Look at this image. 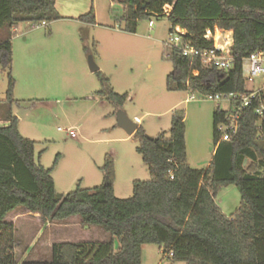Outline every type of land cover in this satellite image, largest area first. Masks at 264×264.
I'll list each match as a JSON object with an SVG mask.
<instances>
[{"label":"trees","instance_id":"obj_1","mask_svg":"<svg viewBox=\"0 0 264 264\" xmlns=\"http://www.w3.org/2000/svg\"><path fill=\"white\" fill-rule=\"evenodd\" d=\"M124 7L126 31L152 16L167 17L186 32L184 42L210 49L204 39L208 30L231 31V55L235 67L228 72L205 67L198 58L183 56L170 46L173 71L167 89L190 91L201 96L245 93L243 62L264 52V0H118ZM168 8V12H165ZM62 19L56 0H0V30L20 23H52ZM95 25L93 9L79 17ZM11 36L0 42V69L8 72L6 102L10 106L0 123V264H143V247L156 245L173 262L188 264H264V129L254 109L245 110L238 132L220 141L217 128L231 113L220 108L214 113V146L207 169L187 163L184 113L172 116L170 136L152 138L140 127L137 152L148 167L151 179L135 181L133 196L118 199L114 193L115 164L107 156L102 167L109 185L77 189L59 195L52 176L36 158V142L25 139L13 112L19 102L13 97ZM195 73L197 75H195ZM100 74V73H99ZM101 98L121 108L129 95L115 93L108 79L100 76ZM248 163V165H246ZM235 185L242 196L241 207L224 214L215 197L222 187ZM40 214L47 221L63 222L80 217L85 227H98L111 235L109 242L55 243L48 262L19 263L16 260L15 226L8 216L18 209ZM119 242L116 249L115 240ZM172 253V256L169 254Z\"/></svg>","mask_w":264,"mask_h":264},{"label":"rangeland","instance_id":"obj_2","mask_svg":"<svg viewBox=\"0 0 264 264\" xmlns=\"http://www.w3.org/2000/svg\"><path fill=\"white\" fill-rule=\"evenodd\" d=\"M56 9L62 19L44 23L39 29L35 27L41 23L26 22L16 26L12 33L9 29L0 30V42L11 36L13 97L19 102L13 112L19 116V131L25 139L36 142L40 164L54 168L57 193L64 195L77 189L109 185L105 184L102 172L107 156L114 160V193L118 199L133 196L135 181L151 179L137 152L139 137L129 136L118 126L119 111L131 121L140 119L139 126L152 138L164 132L169 137L173 114L183 112L187 163L193 169H207L215 150L214 113L219 108L229 111L232 102L167 89V78L173 71L169 19L152 16L139 21L136 31L129 33L123 20L124 7L118 0H56ZM92 9L95 25L78 20ZM90 56L100 74L91 72ZM101 75L108 79L115 93L129 95L123 107L97 95L102 89ZM246 86L259 90L264 86V76ZM7 90L8 72L0 69L3 125L10 108ZM67 130H74L77 138H71ZM215 200L227 216L242 205L240 190L235 185L220 188ZM76 220L79 219L65 227L62 222L47 221L22 208L11 213L7 221L15 226L16 260L51 261L52 246L60 241L111 240V235L101 228L80 227ZM114 240L117 249L119 242ZM142 263L188 264L165 258L156 245L145 246Z\"/></svg>","mask_w":264,"mask_h":264},{"label":"built area","instance_id":"obj_3","mask_svg":"<svg viewBox=\"0 0 264 264\" xmlns=\"http://www.w3.org/2000/svg\"><path fill=\"white\" fill-rule=\"evenodd\" d=\"M165 12H168V8H165ZM43 25L44 23L35 28L39 29ZM152 25L153 23L151 22L150 26ZM185 35L186 32L180 27H175L170 34L172 46L179 48L183 56L198 58L205 67H214L220 71L228 72L234 69L235 61L231 55V50L234 45L233 32L218 28L206 31L204 39L208 42H212V47L210 49L193 47L189 43L184 42L183 37ZM242 68L245 81V93L221 94L207 97L214 101L227 98L232 102V108L229 110L231 113L226 117V121L217 128L221 142L229 141L232 135L238 132L239 120L243 112L249 108L254 109V113L260 119L261 124L264 122V86L257 91L249 90L246 86L247 83L254 84L255 79L264 76V52L258 51L252 54L248 59L244 60ZM244 72L247 74L246 78L244 77ZM195 75L197 74L195 73ZM263 129L264 127L261 125L260 131H263ZM59 131L63 130L59 129ZM66 132L71 138H77V134L74 130H67ZM169 256H172V253L169 254Z\"/></svg>","mask_w":264,"mask_h":264},{"label":"water","instance_id":"obj_4","mask_svg":"<svg viewBox=\"0 0 264 264\" xmlns=\"http://www.w3.org/2000/svg\"><path fill=\"white\" fill-rule=\"evenodd\" d=\"M89 66H90V70L92 73H99L100 72V68L97 66V64L95 63L94 58L92 56L89 57ZM117 122H118V126L122 129H124L125 132L129 136L135 135L136 132L140 128L138 122L131 121L123 111L118 112ZM105 184H108L107 180H106Z\"/></svg>","mask_w":264,"mask_h":264},{"label":"crops","instance_id":"obj_5","mask_svg":"<svg viewBox=\"0 0 264 264\" xmlns=\"http://www.w3.org/2000/svg\"><path fill=\"white\" fill-rule=\"evenodd\" d=\"M191 100H193V99H191ZM15 114V113H14ZM137 120L139 121V122H141V120L140 119H138L137 118ZM6 124V123H5ZM215 150H216V148H215ZM215 150H214V152H213V155H214V153H215ZM105 182H106V180H105ZM15 212V211H14ZM73 219H79V220H76V222H77V224L80 226V227H85V226H83L82 225V221H81V219H80V217H72V218H70V219H68V220H66V221H63L62 223H64L63 224V226H69L70 225V223H72V221H73ZM83 229V228H82ZM83 242H92V241H83ZM94 242V241H93ZM59 243H65V242H59ZM144 248H145V246L143 247V250H144Z\"/></svg>","mask_w":264,"mask_h":264}]
</instances>
